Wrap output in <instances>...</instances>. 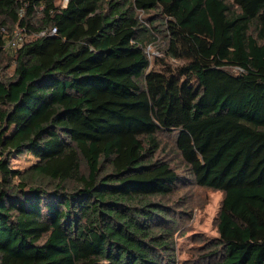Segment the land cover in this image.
<instances>
[{
    "label": "trees",
    "instance_id": "16d2710c",
    "mask_svg": "<svg viewBox=\"0 0 264 264\" xmlns=\"http://www.w3.org/2000/svg\"><path fill=\"white\" fill-rule=\"evenodd\" d=\"M165 133L224 193L207 264H264V0H0V264H177Z\"/></svg>",
    "mask_w": 264,
    "mask_h": 264
},
{
    "label": "rangeland",
    "instance_id": "374dc122",
    "mask_svg": "<svg viewBox=\"0 0 264 264\" xmlns=\"http://www.w3.org/2000/svg\"><path fill=\"white\" fill-rule=\"evenodd\" d=\"M65 4V2H64ZM141 17L143 14L140 15ZM14 38L7 44V50L14 52L25 40L30 39L23 29H15ZM161 41L147 47L149 56L154 63L156 58L163 57L158 47ZM170 65H177L176 60H166ZM237 73V70L233 71ZM161 149L157 157L168 161L181 175L183 182L170 200L174 206L177 225L173 231V246L177 264H207L205 255L212 250L215 238L218 237V216L224 193L210 188L198 186L190 176L176 145V134H161ZM39 163L34 155L23 154L12 160V166L22 172L30 171Z\"/></svg>",
    "mask_w": 264,
    "mask_h": 264
},
{
    "label": "built area",
    "instance_id": "2783aa9c",
    "mask_svg": "<svg viewBox=\"0 0 264 264\" xmlns=\"http://www.w3.org/2000/svg\"><path fill=\"white\" fill-rule=\"evenodd\" d=\"M53 32H56V30L54 29Z\"/></svg>",
    "mask_w": 264,
    "mask_h": 264
}]
</instances>
